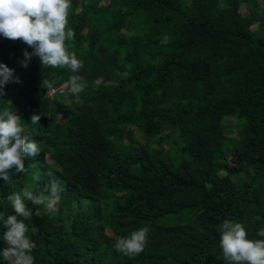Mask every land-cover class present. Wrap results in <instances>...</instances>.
Here are the masks:
<instances>
[{
  "label": "trees",
  "instance_id": "1",
  "mask_svg": "<svg viewBox=\"0 0 264 264\" xmlns=\"http://www.w3.org/2000/svg\"><path fill=\"white\" fill-rule=\"evenodd\" d=\"M69 2L77 73L36 56L24 67L33 49L0 35L20 81L3 86L0 111L41 148L27 172L0 177V212L14 214L13 192H43L50 170L64 186L55 211L25 201L34 264H237L220 247L225 219L264 239V0ZM72 75L87 84L78 95ZM141 227V253L115 249Z\"/></svg>",
  "mask_w": 264,
  "mask_h": 264
},
{
  "label": "clouds",
  "instance_id": "2",
  "mask_svg": "<svg viewBox=\"0 0 264 264\" xmlns=\"http://www.w3.org/2000/svg\"><path fill=\"white\" fill-rule=\"evenodd\" d=\"M69 7V0H0V35L12 41L21 40L33 49L32 52L23 51L22 66L27 67V61L36 56L41 65L67 67L72 73H77L83 67L75 53H69L65 46L66 39L75 38L72 29L65 31ZM13 72L14 70L0 63V91L9 82H20ZM45 83L48 88H52L51 83ZM86 87V81L81 76H70L68 90L73 95H78ZM54 92L55 89H50L45 92V96L51 97ZM21 120L16 111H0V177L5 182L11 181L10 172H27L25 160L34 158L41 152L39 143L21 127ZM39 120L40 115L30 116V124L36 125ZM46 175L50 179L43 192L35 193L25 188L22 193L13 192L6 197L14 214L5 217L0 212V225L6 229L3 233L6 247L0 250V257L4 261H11V264H34L32 252L36 245L28 235V224L24 222L31 219L32 211L26 207L25 201H30L33 205H45L49 212H54L64 191L62 182L50 170ZM32 178L39 180L40 176L33 173ZM37 231L33 225L31 233L35 234ZM148 232V227H141L129 236L118 238L114 247L130 257L137 255L144 250ZM218 232L220 247L226 260L237 264H264V239H248L242 224L227 219L218 226ZM256 234L264 237V228L259 229Z\"/></svg>",
  "mask_w": 264,
  "mask_h": 264
},
{
  "label": "rangeland",
  "instance_id": "3",
  "mask_svg": "<svg viewBox=\"0 0 264 264\" xmlns=\"http://www.w3.org/2000/svg\"><path fill=\"white\" fill-rule=\"evenodd\" d=\"M240 12H241V14H243V13H244L242 9L240 10ZM229 121H231V119H229ZM230 132H231V134H229V136H231V137H232V136H233L232 134H234V133H235V130H234V128H232V129L230 130ZM135 135H136V137L139 139V141H140V142H143V141H144V140L141 138V136H139V134H138L137 132L135 133ZM150 145H151V144H150ZM155 147H156L155 145H153V146H152V148H155ZM164 148L166 149V147H165V146H163V149H164ZM46 162H47V163H49V161H48V160H46Z\"/></svg>",
  "mask_w": 264,
  "mask_h": 264
}]
</instances>
